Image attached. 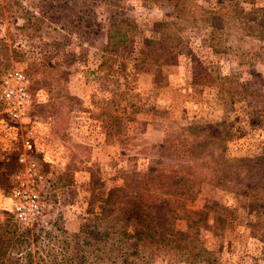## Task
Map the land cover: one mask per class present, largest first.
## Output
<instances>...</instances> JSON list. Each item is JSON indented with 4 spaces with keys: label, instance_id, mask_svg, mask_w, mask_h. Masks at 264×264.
Here are the masks:
<instances>
[{
    "label": "rangeland",
    "instance_id": "1",
    "mask_svg": "<svg viewBox=\"0 0 264 264\" xmlns=\"http://www.w3.org/2000/svg\"><path fill=\"white\" fill-rule=\"evenodd\" d=\"M68 1L0 0V242L10 238L8 230L17 229L10 247L14 254L28 244L34 247L41 228L56 219L68 229L93 219L99 203L115 201V192L135 172L152 164L173 165L163 157L164 148L185 125L227 118L232 123L231 162L254 160L264 145V119L248 103H232L221 94L220 80L195 83L201 74L228 76L232 70L234 55L209 48L208 28L186 29L187 46L162 67L161 76L133 72L124 62L129 63L135 44H123L118 60L110 59L104 73L100 64L108 41L107 7L98 6L96 24L83 28V21L77 26L73 14L66 16ZM128 1L145 44L156 37L150 30L153 20L177 19L170 1ZM246 5L249 21L264 26L259 14L264 0H246ZM120 62L123 67L117 71ZM251 63L252 89L264 92V55ZM13 69L30 80L31 104L23 120L14 119L1 99L2 77ZM26 139L33 142L31 157L44 174L40 192L45 211L30 229L12 211L13 172L7 165L20 163ZM175 216L177 235L200 237L221 264H264V236L252 235L247 201L236 193L203 183L195 201ZM22 231L29 239L19 237ZM5 250L6 245L0 246V253ZM159 260L153 264H185Z\"/></svg>",
    "mask_w": 264,
    "mask_h": 264
},
{
    "label": "trees",
    "instance_id": "2",
    "mask_svg": "<svg viewBox=\"0 0 264 264\" xmlns=\"http://www.w3.org/2000/svg\"><path fill=\"white\" fill-rule=\"evenodd\" d=\"M175 3L177 19H155L151 32L156 37L143 42V29L130 15L128 0H69V12L77 26L96 24L98 6L107 7V46L100 70L107 73V63L123 44H135L129 54L133 72L161 76V69L187 46L184 33L189 27H206L210 32L209 48L234 55L228 76L210 78L201 74L195 79L220 80V93L232 103H248L264 119V92L252 89L250 66L256 56L264 55V26L248 19L246 0H161ZM260 1V0H257ZM2 6V3H0ZM259 14L264 15V5ZM123 67L118 65L117 71ZM158 79V77H157ZM160 80V79H159ZM1 82V79H0ZM206 82H203L205 84ZM232 123L227 118L185 125L179 136L167 141L164 158L169 167L150 165L135 172L131 181L115 192V201L102 200L91 220H82L68 229L60 219L42 227L35 245L12 253L13 235L0 242L1 264H153L179 259L185 264H221L214 250L198 236L177 235L178 210L195 201L203 183H211L236 193L247 201L251 218L248 225L255 237L264 236V145L254 160L243 157L231 162L227 157ZM14 160V158L12 159ZM14 175L21 169L15 160L7 163ZM164 165V164H163ZM13 186V185H12ZM5 231V230H3ZM1 237H4L2 234ZM22 239H29L22 231ZM26 241V240H25ZM161 252L167 257H160Z\"/></svg>",
    "mask_w": 264,
    "mask_h": 264
},
{
    "label": "built area",
    "instance_id": "3",
    "mask_svg": "<svg viewBox=\"0 0 264 264\" xmlns=\"http://www.w3.org/2000/svg\"><path fill=\"white\" fill-rule=\"evenodd\" d=\"M29 83V77L20 69L9 70L2 77L1 99L6 111L16 120H23L30 108ZM33 148L30 139L23 142L19 155L21 169L14 175L11 193L12 211L26 229L32 228L45 211L40 192L44 174L38 162L31 157Z\"/></svg>",
    "mask_w": 264,
    "mask_h": 264
}]
</instances>
